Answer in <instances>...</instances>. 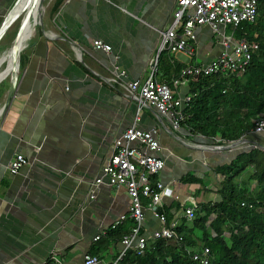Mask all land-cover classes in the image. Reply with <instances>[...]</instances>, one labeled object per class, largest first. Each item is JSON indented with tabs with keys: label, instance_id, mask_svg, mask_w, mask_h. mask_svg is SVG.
I'll return each mask as SVG.
<instances>
[{
	"label": "crops",
	"instance_id": "1",
	"mask_svg": "<svg viewBox=\"0 0 264 264\" xmlns=\"http://www.w3.org/2000/svg\"><path fill=\"white\" fill-rule=\"evenodd\" d=\"M20 1L0 0V28ZM52 3L21 49L23 66L0 114V264H37L50 255L60 264L82 263L102 240L93 237L127 212L123 186L94 187L93 181L113 139L132 125L155 129L165 161L155 179L172 189L161 206L178 203L170 209L177 225L185 207L218 199L215 166L251 143L264 148L261 134L253 132L225 145L181 127L173 130L154 110L137 111L120 83H109L113 65L125 70L128 81L146 79L160 31L172 24L176 0H63L51 15ZM231 29L225 28L226 35ZM194 34L188 39L191 55L164 52L171 64H205L217 56L220 45L208 25L196 27ZM94 39L110 45L109 53L94 49ZM17 64L18 59L16 70ZM161 77L158 65L156 78ZM186 89L185 83L176 90L182 96ZM17 155L26 163L11 174L8 166ZM190 174L205 185L181 181ZM143 214L140 231L150 237L160 223L148 209ZM132 225L129 217L122 223L129 230ZM108 244L97 264H108L121 248L120 241Z\"/></svg>",
	"mask_w": 264,
	"mask_h": 264
},
{
	"label": "trees",
	"instance_id": "2",
	"mask_svg": "<svg viewBox=\"0 0 264 264\" xmlns=\"http://www.w3.org/2000/svg\"><path fill=\"white\" fill-rule=\"evenodd\" d=\"M62 1L53 0L51 15ZM18 28L16 24L8 33L12 39ZM231 30L235 38L258 46L244 76L212 74L190 78L186 83L190 99L181 111L180 122L186 132L207 139L218 137L224 144L249 134L254 127L252 117L259 111L264 118V0H259L252 23H241ZM165 51L158 54L162 70L159 81L170 84L182 66L171 64L164 56ZM18 66L19 70L23 66L21 52ZM8 86V82H0L3 93ZM213 172L220 177L216 189L218 199L195 204L194 218L188 223L184 216L179 218L175 232L182 237L181 242L172 244L162 238L155 239L149 241L141 254L128 250L124 260L129 264H199L190 259L185 249L197 251L208 247L213 256L211 264H264V150H241L227 162L215 166ZM155 178L151 177V182ZM181 181L200 182L202 186L206 183L191 174L183 176ZM140 199L143 205L147 204L145 197ZM178 206L171 203L158 208L167 224L174 220L171 207ZM122 223L105 230L100 236L102 240L87 253L98 258L99 253L108 249L109 240L120 241L129 231ZM49 264L53 263L49 261Z\"/></svg>",
	"mask_w": 264,
	"mask_h": 264
},
{
	"label": "built area",
	"instance_id": "3",
	"mask_svg": "<svg viewBox=\"0 0 264 264\" xmlns=\"http://www.w3.org/2000/svg\"><path fill=\"white\" fill-rule=\"evenodd\" d=\"M258 2L259 0H176L172 24L168 29L160 31L157 55L149 61V72L146 79L128 81L125 79V70L113 65L109 68V83H120L125 88L127 96L135 101L137 111L142 108L152 109L160 117H165L173 130H178L183 120L181 111L190 99L187 94L182 96L178 94L176 89L179 86L187 83L190 78L199 76L212 74L244 76L251 55L258 46L243 38L235 39L232 33L226 35L225 28L227 26L236 28L241 23H252L256 18ZM201 25H208L215 35L220 45L217 56L205 64L184 65L170 84L159 81L156 78L158 54L166 50L170 53L191 55L193 49L188 39H194V29ZM91 44L94 49L106 53L111 50L110 45L99 39L92 40ZM13 82L15 83V80ZM252 120L254 127L251 132L264 134L262 112L256 113ZM211 141L223 144V140L218 137H214ZM247 146L249 149L262 148L255 143ZM160 152L161 146L155 135V129L142 130L132 125L113 139L111 153L101 169V174L93 181L94 187L100 184L110 187L123 186L129 197L127 212L119 215L111 226L122 223L128 217L134 223L130 230L122 236L121 248L108 264H129L124 260L128 250L131 249L136 254H141L149 241L155 239L162 238L172 244L182 241V237L175 232L176 221L172 220L167 224L165 215L158 210L162 205L163 197L171 196V187L164 185L158 179L152 182L150 180L153 176L157 177L164 168L165 161L159 155ZM25 163L26 158L17 155L11 160L8 171L15 174ZM141 197L148 200L146 205L141 203ZM194 206L183 209L182 214L187 221L194 218ZM144 209H148L160 223V228L153 230L150 237L140 231ZM100 236L101 233L95 235L93 240H98ZM185 251L194 262L212 263L213 256L208 247L197 251L187 248ZM49 261L53 264H60L53 255L37 264H49ZM97 262V256L86 253L83 255L81 264H97Z\"/></svg>",
	"mask_w": 264,
	"mask_h": 264
},
{
	"label": "bare ground",
	"instance_id": "4",
	"mask_svg": "<svg viewBox=\"0 0 264 264\" xmlns=\"http://www.w3.org/2000/svg\"><path fill=\"white\" fill-rule=\"evenodd\" d=\"M28 5L26 15L29 17L28 21L27 18L25 19V22L21 23V28L19 35L17 37V40L15 43L12 44L11 48L8 50L7 53L3 54L0 57V81L5 76L12 74L11 80L13 81L14 78V71L16 70V65H13V59L15 54H18L17 52L20 51V48L24 45V42L27 41V38L29 35L25 33H31L33 32V27L39 20L40 11L42 10V3L41 0H21L19 4L15 7L13 13L10 15V17L7 19V21L4 23L3 28L9 23V21L17 17L20 11L25 8ZM26 9V8H25ZM24 9V10H25ZM43 11V10H42ZM23 13V12H22ZM24 21V20H23ZM2 32V31H1ZM3 33V32H2ZM0 33V36L2 35ZM30 34V35H31ZM51 34V33H50Z\"/></svg>",
	"mask_w": 264,
	"mask_h": 264
},
{
	"label": "rangeland",
	"instance_id": "5",
	"mask_svg": "<svg viewBox=\"0 0 264 264\" xmlns=\"http://www.w3.org/2000/svg\"><path fill=\"white\" fill-rule=\"evenodd\" d=\"M49 2H50V0H42V10L40 11V18H39V20H42L43 19V17H44V13H46V11H47V8H48V6H49ZM26 8V9H25ZM25 8H23L21 11H20V13H19V15L17 16V18L11 23V25L10 26H8V28H6V30H5V32L1 35V37H0V57L3 55V54H5V53H7L8 52V50L11 48V46H12V44L14 43L13 42V39L10 37V34H8L12 29H13V27H15V25L16 24H18V25H20L22 22H25V19L27 18V21H28V16L26 15V12H27V8H28V5L25 7ZM25 9V10H24ZM23 12V13H22ZM24 20V21H23ZM38 20V21H39ZM38 27V22H37V24L35 25V27H34V29H36ZM25 34H27V35H29L30 36V34L29 33H25ZM28 36V37H29ZM27 41H28V39H27ZM27 41H25L24 43H26ZM20 52H21V50H20ZM20 52H17V53H19L20 54ZM17 59H18V65H19V58H18V54H15V56H14V59H13V65L15 64L16 65V61H17ZM17 65V70H16V72L14 71V78H13V81L15 80L16 81V77H17V74H18V72H19V66ZM13 74V73H12ZM12 74H10V75H7V76H5L3 79H1L2 81H6V82H8V84H10V81H11V76H12ZM0 93H3L2 92V90H0ZM6 93V92H5ZM253 134H256V133H253ZM258 135H260V134H258ZM260 137H262L263 139H264V135L263 134H261V136ZM261 144V143H260Z\"/></svg>",
	"mask_w": 264,
	"mask_h": 264
},
{
	"label": "water",
	"instance_id": "6",
	"mask_svg": "<svg viewBox=\"0 0 264 264\" xmlns=\"http://www.w3.org/2000/svg\"><path fill=\"white\" fill-rule=\"evenodd\" d=\"M15 18H16V16L14 17V18H12L10 21H9V23L5 26V28H3V26L0 28V33H4L5 32V30H6V28L15 20ZM20 28H21V24L19 25V28H18V30H17V33H16V35H15V37H14V39H13V42L15 43L16 42V40H17V37H18V35H19V32H20ZM2 31V32H1ZM2 33V34H3ZM1 37V36H0ZM23 48V46L20 48V50ZM20 52V51H19ZM18 58H19V53H18ZM18 65V64H17ZM1 82V81H0ZM14 87H15V83L11 80L10 81V84H9V86H8V89H7V91H6V93H7V95H6V99H5V102H4V104L2 105V107L0 108V114L3 112V110H4V108L6 107V105H7V103H8V101H9V99H10V97H11V94L13 93V90H14Z\"/></svg>",
	"mask_w": 264,
	"mask_h": 264
}]
</instances>
